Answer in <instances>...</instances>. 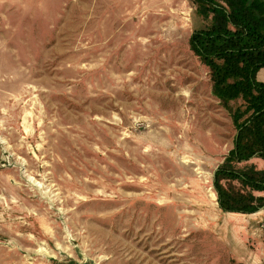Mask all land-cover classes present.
Returning <instances> with one entry per match:
<instances>
[{
    "label": "rangeland",
    "instance_id": "rangeland-1",
    "mask_svg": "<svg viewBox=\"0 0 264 264\" xmlns=\"http://www.w3.org/2000/svg\"><path fill=\"white\" fill-rule=\"evenodd\" d=\"M208 23L193 0H0V264H264V209L213 187L240 102L189 48Z\"/></svg>",
    "mask_w": 264,
    "mask_h": 264
},
{
    "label": "trees",
    "instance_id": "trees-1",
    "mask_svg": "<svg viewBox=\"0 0 264 264\" xmlns=\"http://www.w3.org/2000/svg\"><path fill=\"white\" fill-rule=\"evenodd\" d=\"M193 3L209 23L192 32L189 48L209 70L213 96L223 104L240 102L231 114L233 148L214 173L217 202L226 213L254 214L264 209V170L238 166L264 161V82L256 78L264 68V0Z\"/></svg>",
    "mask_w": 264,
    "mask_h": 264
},
{
    "label": "crops",
    "instance_id": "crops-1",
    "mask_svg": "<svg viewBox=\"0 0 264 264\" xmlns=\"http://www.w3.org/2000/svg\"><path fill=\"white\" fill-rule=\"evenodd\" d=\"M261 72H264V68L261 69V70L257 73L256 78H257V80L264 81V73H262L263 75H261V74H260ZM260 160H261V159H260Z\"/></svg>",
    "mask_w": 264,
    "mask_h": 264
}]
</instances>
